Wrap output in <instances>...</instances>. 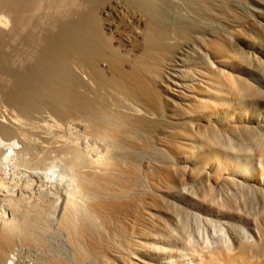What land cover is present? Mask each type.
Returning a JSON list of instances; mask_svg holds the SVG:
<instances>
[{
	"label": "bare ground",
	"instance_id": "1",
	"mask_svg": "<svg viewBox=\"0 0 264 264\" xmlns=\"http://www.w3.org/2000/svg\"><path fill=\"white\" fill-rule=\"evenodd\" d=\"M41 1L42 0H0V95L3 101H9L20 110L28 111L31 107L38 104L39 100L40 102L41 100H45L59 115H80L86 117L88 120L87 127L94 133V136H97H95L97 139L99 138V140H113L115 141L114 143L118 142L124 144V146H127L133 152L139 151V153L142 151H148L149 153V150L151 151V145L153 143L156 145L155 141H157L159 145L169 148L175 154H183L184 152L183 156L186 163L193 159V154L196 152L193 153L192 150L194 149L192 148L197 147L199 143L196 145V142L201 140L203 141L200 143L203 144V151L200 145L199 148H201L200 150L202 152L198 154V156H194L196 160L190 163L192 166L188 167L190 168V173L186 175L185 173H187V170L183 172L184 176L186 175L188 177L187 179L197 178L196 182L199 180L197 186L203 182L205 183V187L206 185L208 186L207 189L216 187V189H212L213 191H216L217 186L221 184L223 186L225 184L226 187H228L227 184L232 183L231 186L234 184V186L237 185L238 188L246 186L247 191H249L248 187L251 191L256 190L259 195L260 193H264V122L252 119L250 115L251 106L262 103L259 85L257 84L258 87L255 86V84L251 82V78L252 76L256 77V75L264 69L263 62L261 61L262 58L252 57L254 59H251L246 57L247 55L245 56L242 54V48H239V50L242 49L241 52L237 50L239 44L257 47L259 49V52L257 51L258 54L264 57V27L259 25L251 26V28L256 31L257 37L263 42L261 43V41L253 40L254 37H250V32L246 30L248 26L242 23L237 15L232 13L233 11H230V0H180V2L184 3L182 13L185 14L188 12V14H191L187 16H194L193 19L191 17L189 18L193 20L192 23H189L191 20L186 17V14L185 16L183 15V20L181 21L189 20L187 26H183V22L182 24H175V20L172 21L170 19V21V17L167 18L168 16L166 17V15H164L163 0H84L83 4L85 5L79 3V0V2L77 0H55V14H50L53 18L52 22H49L50 24L47 25V28H44L46 31H44L41 36L36 34L30 35L26 32V28L29 24H39L38 13ZM73 5L76 6L74 9ZM68 6L70 8L71 6L73 7L71 10L67 11ZM260 19H263V17ZM205 20H211V22L213 21L214 25L216 24L217 26L221 25L222 27V25H224L225 27H230L232 31L229 30V33L226 35L220 33V36H217L216 34V37L213 36V39L211 38L210 40L207 38L206 41H201L204 37L201 38L202 36L199 37L200 35L198 36L195 34L199 37V40L197 39L198 37L195 39H197L203 49L207 51H204V54L206 53L207 55H205L207 58L204 56L206 60H204V62H210V60L207 61L208 55H210L213 60L210 63H213L215 66L209 64L212 68L205 69L206 71L202 72L199 69L201 73L197 74L198 77L192 75L184 77L181 79L182 85L178 82V85L174 83L175 89H173L172 86L170 87L169 85L171 84L170 82L175 81H170L169 76H171V72L177 68L174 62H177L175 58L177 57L176 54L178 49H180L178 48V42L180 40V42L189 43L195 40H193V36L195 37V35L191 33V36L189 31H187V29L190 30V28H192L191 30L197 28L196 30L200 31V34L206 35V33H204L206 30ZM209 21H207L206 24L209 23ZM185 23L186 22H184V24ZM261 24L263 25L264 23ZM211 26L212 25H210V27ZM207 27L209 28L208 24ZM209 36H211L210 33ZM28 42L39 43L38 46L40 45L41 47L40 53L38 51L40 84L35 90L31 91L29 90L30 88H28L30 83L28 82L27 73L24 69L25 47ZM187 47H189V44ZM195 48L196 47L193 49ZM248 53L250 52H247V54ZM251 56L252 54L250 57ZM196 57L198 58L199 56ZM201 58L203 59V57ZM197 61H194V63ZM254 62H256L257 65L254 64ZM180 63L178 64L181 66ZM190 63H192V61ZM201 63L202 62H200V64L198 63L199 66ZM174 65L176 66L173 69ZM206 66L204 65L205 68ZM76 68L83 70V73L77 71ZM199 70L197 69V71ZM262 75H264V73ZM188 82L191 84L188 85ZM128 102L134 103L136 109L133 107L135 110L130 111V109L127 108ZM136 106L139 108L141 107L143 110H139ZM9 131L4 117L1 116L0 135H8ZM221 134L234 135V138L236 136V139H239L237 141L231 139L230 136L228 137L230 140H235L233 141L234 143L240 141L241 148H245L248 151L250 149V154L255 157L256 162L253 165L241 164L236 161L233 163L234 160L231 161L232 157L228 155L229 150H231L229 146V150L227 149L229 141L227 142L226 139L228 137L224 135V138L226 137L225 141L227 142L224 141V143H226V148H224L225 145L222 143L224 138L222 142L219 141V135L221 136ZM233 142H230V145H232L231 143ZM234 143L233 145L235 146ZM239 143H237V145ZM160 148L159 151L161 154L159 153V155L161 156L164 147L161 149L162 151ZM234 148L237 149L238 147ZM154 149L152 147V150ZM165 150L166 152L168 151L167 149ZM238 150L240 151L239 148ZM248 151L244 152L247 153V156ZM153 154L152 156H154ZM164 156L163 158L167 157ZM168 156H171L170 151ZM160 159L162 160V158ZM173 159H175V157L172 158V160ZM96 160V163L104 172L100 171L102 173L92 176L93 179H95V185L91 187H94L92 189V194L97 197L107 195L106 197L111 196V198L105 199L106 197L104 196L105 198L101 197L96 199V202L93 201L94 204L92 203V210L94 213L96 212L100 215L99 217H101V220L103 219L104 225L102 221L101 224L106 227L105 230L109 234H117L116 236L120 234L121 243L127 247V250L130 251L131 254L136 252L133 248V244L123 238L125 233L127 235L129 233L132 235L137 234V236L139 234L142 238H146L149 236V233L155 231L154 228L156 225L154 226V222L151 219L152 216L156 217L158 220L161 218L169 222L167 220L170 218L169 216L172 218L178 215L176 210L182 211V215H180V212L178 213L181 217H185L186 219V215L184 214H186V212L188 213L190 210L187 211L186 209L188 208L183 206V211L180 205V208L177 207L178 204L176 202L175 204H177V206L175 204H173L175 205L173 206L169 203L171 200H168V202L166 197L171 193L165 197L166 199L164 198L165 200H162L163 197L160 195L161 200H159L157 198L158 196L147 197L148 195L145 194V197L144 194H141L144 196L141 197L135 195V192V194L130 192V195H128L129 193L127 192H122L134 186L132 178L137 177L139 173L135 166L132 167L131 165L128 169L124 168L116 162H110L106 155ZM172 162L176 163L174 160ZM178 162L177 164H179ZM153 165L152 167H155V165ZM170 166L168 167L167 165V168L161 171L157 170L159 172H154V174L152 173L153 171L150 172L151 175L153 174V176H151L153 181L159 179H157V177L160 173L168 186L173 184L171 181L175 174L172 177V173H174L172 171L178 168L174 166L171 169ZM185 167L187 168V165ZM183 168L184 167L180 169L183 170ZM157 169L160 168L158 167ZM179 174L183 176L182 172H179ZM123 175L128 177L124 179L122 177ZM229 175L235 178H233V180L231 179V181ZM185 177L183 180L186 179ZM161 179L162 178L158 181H163ZM165 181L161 183L164 184ZM182 181H180L181 184ZM153 183L155 184V182ZM194 184H190L192 188L196 187ZM173 185L172 190L173 187H175V185ZM201 185L204 188V185ZM159 186L157 188L160 189ZM231 186L229 185L230 189L229 187L228 189L234 192ZM221 187L222 186H220V188ZM220 188L219 191H221ZM233 188L235 189V187ZM175 189L177 190V188H174V192ZM185 189L187 188L185 187ZM195 189L196 188L192 189L193 193L196 192V195L192 194L195 196L193 199L196 198V200H199V198H201L203 201L201 202L200 200V202L203 203L201 205L207 209L211 208L209 211L215 212L219 209L223 210L222 208H224L225 204L228 205L231 211H234L232 210L234 209L233 205L236 203L235 200H238H234V198H236L234 197L236 193L233 194V200L231 202L230 198L229 200L225 199L229 197L227 196L223 198V200L225 199L226 201L221 202L219 200L221 203L219 201H217L219 202L217 203L216 198H212L213 194H210L212 192L210 190H208L209 192H205L207 191L205 188V191L202 190L203 194L205 192L206 194L208 193V196L212 195L210 197L211 199L208 197V200H212V205L215 206L210 207L211 202L206 200L207 196L203 195L204 198L206 197L205 199L202 197L197 198L198 195H202H200V192L198 194ZM241 189H243V187H241L240 190L237 189V191L239 190L238 193L241 192ZM160 190L163 189L161 188ZM165 190L167 191L168 189H164L163 191ZM197 190L199 189L197 188ZM244 190L245 189H243L242 192ZM224 191L225 189L221 192ZM255 196H257V193H255ZM121 197L128 198L126 200H121ZM260 198L264 199V195L263 197L257 198V201ZM203 199L208 203L204 202ZM67 200L68 201H65L66 206H64L65 208L61 220L58 222H60L61 229L68 233L67 236L70 235V239L74 244L73 247H75L74 250L76 251L77 263H87L89 260L88 257L94 255V257L100 258L107 257V259L110 260L109 264H119L121 260V256L118 255L120 254L118 250L119 247L116 248L112 242L106 239L104 234L99 232V227H97L95 223V225L93 224L92 219L89 218L90 222L87 219L88 223L85 222L84 225L81 223L83 226L80 228L81 232H79V236L81 233L82 240H80L83 244L73 237L76 227L74 226L75 224L71 214V204L73 205V202L71 203L72 199ZM232 202L235 203L233 204ZM204 204H210V206ZM263 205L262 207L264 209ZM260 214H258V218H260ZM128 220H130V223L127 222ZM184 220L182 221L183 230L184 224L188 227V224H186L187 220H185V223ZM258 222L259 224L261 223V225H258L260 226V229L258 228L259 231L256 230L258 236L260 234L259 241L256 239V243H250L253 241L248 239V241H246L245 237L243 239L242 235L240 236L239 233H243L244 231L238 233L236 229L237 226L231 227L234 226V224H231L232 222L228 223L227 221L226 224H229L228 226L231 227H227L228 229H236L232 230L233 232L235 231V235L233 234V237H231L233 238L231 240V245L227 247L223 246L222 248L218 247L217 250L214 248L215 250L205 251V253L203 248V252H200L201 256L199 255L200 259L202 258V264H264V221ZM13 223L14 222L8 221L5 222V224L2 223L3 225L0 227V264H6L8 251H10L9 249L17 238V225L15 227ZM158 227L156 228L158 229ZM237 228L239 229V227ZM240 230L241 228L239 231ZM232 231H229L231 236ZM75 235H77V233ZM79 236L78 238H80ZM245 236L247 237V233ZM62 237L60 238L62 239ZM29 238L30 237H28V239ZM54 244H56V242ZM190 244L192 243H189L188 247L191 248ZM185 246L186 245H184L183 250L187 253L188 257L189 253L187 250L189 248ZM192 246L195 248L192 247L194 252L198 253V248L194 245ZM66 248L67 247H65V249ZM54 250H56V247ZM56 253L57 252H55V255ZM70 257L71 256H69V258ZM64 258L67 257L64 256ZM47 259L49 260V258ZM150 261L153 260L151 259Z\"/></svg>",
	"mask_w": 264,
	"mask_h": 264
},
{
	"label": "rangeland",
	"instance_id": "2",
	"mask_svg": "<svg viewBox=\"0 0 264 264\" xmlns=\"http://www.w3.org/2000/svg\"><path fill=\"white\" fill-rule=\"evenodd\" d=\"M79 1H78L79 3L83 4L84 0H79ZM163 1H164L163 2V6H164L163 7V13H164V15H166V17L168 16L167 18L170 17L169 20L170 19L172 21L175 20V24H182V22H183V24H182L183 26H187L189 20H191V21H189V23L190 22L192 23V21H193L192 19L194 18V16L193 15H192L193 17L191 15L187 16V15L191 14V13L188 14V12L185 13L186 17L188 19L191 17L192 19L188 20V19H186V17H184L188 21H185V20L181 21V20H183V15L185 16V14L182 13L183 9H184V3L183 2H180V0H163ZM255 1L256 0H230V7L231 8H229V9L231 12L233 11L232 12L233 14L237 15V17L240 19V21L242 23H245L248 26V29H246V30L250 32L249 33L250 37H254L253 40H258V41H261V43H262L263 41L257 37L256 31L254 29H252L251 26H258L259 25L261 27H264V24L263 25L261 24V23H264V0H257L256 2ZM54 2H55V0H42L41 1L39 13H38V23L39 24H29L26 28V32L28 34H30V35L36 34L38 36L39 35L41 36V34L44 31H46L45 29L47 28V25H49L52 22L53 17L51 15L55 14L54 13V11H55V7H54L55 3ZM83 5H85V4H83ZM73 6H71V8L68 6L67 11L71 10ZM75 7L76 6H74L73 9ZM180 7L181 8L183 7V8L181 9ZM184 12H186V11H184ZM261 13H263V14H261ZM259 15H260V17H259ZM50 17H51V19H50ZM262 17H263V19H260ZM49 19H50V21H49ZM177 20L178 21L180 20V21L178 22ZM207 21H209V20H207ZM207 21L205 20V22H204L205 26H206L205 27L206 30L204 31V33H206V35L202 34V33L200 34V31L196 30L197 28L196 29L193 28V30H191L192 28H190V30L187 29V31H189L190 34L192 33L194 35L195 34L198 36L200 35L199 37L202 36L201 38L204 37L205 39L204 38L202 40L200 39L201 41H203V40L206 41L207 38H208V40H210L211 38L213 39V36L216 37V34H217V36L220 33L226 35L229 33V30L232 31V29L230 27H225L224 25H222V27H221V25H218V26L216 24L214 25L213 21L211 22V20L209 21V23L211 22L210 24L207 23L209 25V28H208L207 24H206ZM259 21H261V22H259ZM184 22H186L187 24L186 23L184 24ZM172 23H174V22H172ZM210 25H212V26L210 27ZM215 26H217V27H215ZM213 28H214V30H213ZM251 29H252V31H251ZM195 30L198 31L199 34H198V32L195 33L196 32ZM222 32H224V33H222ZM251 32H253V33H251ZM209 33L211 36H209ZM192 34H191V36H192ZM196 35H195V37L193 36V40L196 37H198ZM199 37L197 38L198 40H199ZM217 38H219V37H217ZM197 39H195L194 41H191L189 43L183 42V41L180 42V40L178 42L179 43L178 48H180V49H178V51H180V52L177 51V54H176L177 57L175 58V60L177 62H174V64H176L177 66L174 65L173 69L175 68V66L177 68L175 70H173L171 72V76H169L170 81H173V80L175 81V82H170L172 85L169 83L170 84L169 86L170 87L172 86L173 89H175L174 83H176L177 85H178V83L181 84V79H183L184 77L190 76V75L198 77V75H197L198 73H201L202 71H206L207 69L212 68V66L210 67V65H209V64H211L210 62L213 61L211 56L208 55V59H207V61L210 60V62H207V63L204 62V60H205L204 58L207 55H206V53L204 54L205 50L199 44V41H197ZM174 41H175V39H174ZM192 42H193V44H192ZM233 42H235V41H233ZM38 44L39 43L28 42L26 44V47H25V55H24L25 56V66H24V69H25V72L27 73L28 82L30 83V85L32 84L31 86L28 85V88H30L29 89L30 91L35 90V88L38 87V85L40 84V78H39L40 76H39V71H38L39 70L38 57H39L41 47H40V45L38 46ZM186 44H187V46L189 44V47H187ZM232 45H233V43H232ZM191 46H192V49L194 47H196L199 51L196 48L192 50ZM199 47H200V49H199ZM201 48H202V53H201ZM237 48H238L237 50H239V48H242L243 51H242V49H240L239 51L240 52L242 51V54L245 56L247 55L246 57H248V58H251V59H254L255 57H258L260 59L262 58L261 61L263 62V68H264V57L261 56L260 54H258L259 49L257 47L244 46L242 44H239L237 46ZM38 51H39V53H38ZM205 52H207V51H205ZM247 52H250V53L247 54ZM252 52H254V53H252ZM202 54H204V55H202ZM249 54L250 55L252 54V56L250 57ZM200 55H202V56H200ZM196 56H199L200 58L199 57L197 58ZM201 57H203V59ZM209 57H210V59H209ZM252 57H254V58H252ZM191 61H192V63H190ZM194 61H197V62L194 63ZM200 62H202L203 64L201 63V65L199 66ZM178 63H180L181 66ZM205 63L207 64V66ZM254 64L257 65L256 62H254ZM204 65L206 66V68L204 67ZM211 65L215 66L213 63ZM199 67H204V68H199ZM76 69H77V71H80V73H83V70H81L82 68L81 69L76 68ZM178 69L180 72L178 71ZM197 69L198 70L200 69L201 72H200V70L197 71ZM263 70L264 69H262V71L259 72V74H257L256 77L252 76V78H251L252 79L251 82L254 83L255 86L258 87V85H259L262 103H260L259 105H256V106L252 105L250 115L252 116V119L259 120L261 122H264V77H263L264 75H262L264 73ZM261 81H263V82H261ZM187 84L189 85L191 83L188 82ZM128 103L129 104H128L127 108L130 109V111L136 109L134 107L135 106L134 103H131V102H128ZM34 106L31 107L28 111H23V110H20L19 108H17V106L10 103L9 101H3V98L0 95V117L1 116L4 117V120H5L7 126L10 130L8 135L7 134L6 135H0V227H1V225L5 224V222H8V221L14 222L13 224L15 225V227L17 225L16 229L18 232L17 238H16L14 244L9 249L11 252L8 251V259L6 261V264H34V263L35 264H39V263L40 264H44V263L45 264H47V263H49V264L50 263L51 264H79V263H77L78 260H77L76 253H75L76 251L74 250L75 247H73L74 244L72 243V240L70 239V235L67 236L68 233H66L65 230L61 229L60 222H58L61 220L62 214L64 212L63 210L65 208L64 206H66L65 201H68L67 199H72L71 203L73 202V205L71 204V214H72V217L74 220V224H75L74 226H76L74 229L73 237H75V239L79 240L82 243L81 233L79 236V232H81L80 228L85 224V222L88 223V220L90 222V219H92L93 224L95 223L97 225V227H99L98 228L99 232L104 234L106 239H108L109 242H112L113 245L116 246V248L119 247L118 250H119L120 254H118V255L121 256V260H120L119 264H125V263L126 264H184V261H185V264H200V263L202 264V262H201L202 258L200 259V256H201L200 252H203V248H204V253H205V251L207 252V251H212L215 249L217 250L218 247L222 248L223 246H225V247L230 246L232 243L231 240L233 239L231 237H233V234L235 235V231L233 232L232 230H236V229L238 230L237 231L238 233L244 231L243 233H239V234H240V236L242 235L243 239L245 237L246 241H248V240L253 241L250 243H254V242L256 243L257 240L259 241L260 234L258 236V233L256 232V230L259 231L260 226H258V225H261V223L259 224L258 221H260V222L264 221L263 220V217H264L263 210L264 209L262 207V205L264 204L263 203L264 199L260 198L261 201H260V199H258V201H257V198H259L261 196L263 197L264 193H262L263 194L262 195L259 192L261 195L260 196L258 194V191H256V190H254L255 192L251 191V189L248 187V189L250 191L249 192V191H247L246 186H245L246 187L245 188L244 186L240 185L246 191L244 190L242 192L243 189H241V192H239L240 193L239 194L238 191L240 190L241 187L238 188V186L237 185L234 186V184L231 186L232 183L227 184V186L229 187V185H230L231 189L234 192L229 190L230 187L228 189V187H226L225 184H224V186L226 188L222 184L220 185V186H222L221 188H220V186H217V190H218V192H217V190L213 191L214 189H216V187L212 188L213 190L209 189V188L207 189L208 186L206 185V187H205V185H204L205 183H203V182L202 183L200 182V183L204 185V188L201 184H199V186H197L198 185L197 183H199V180H198V182H196L197 178L187 179L188 177L186 175L190 173V170H189L190 168H188V167L192 166V164H190V163L195 161L196 159H194V156H198V154H200L204 149V148H202L203 144H200L203 141L199 140L198 142H196V145L198 143L199 144L197 145V147L192 148V149H194V150H192V152L193 153L196 152V153L195 154L192 153L193 159L189 160L188 163H186L185 158L183 156L184 152H183V154L182 153L175 154L169 148L162 146V145H159V143L155 140H153V141H155L156 145H154L153 142H152L153 144L151 145V151L154 154L150 150H149V153H148V151H145V152L142 151L140 153H139V151L133 152L127 146H124V144H121L118 142L114 143L115 141H113V140L102 141V140H99V138L97 139L96 138L97 136L95 135L96 136L95 137L94 133H92L89 130V128L87 127L88 120L84 116H80V115H77V116L76 115H63L62 116V115H59L56 112V110H54V108L50 104L46 103L45 100L44 101L41 100V102L39 100L38 104H36ZM133 107L135 109H133ZM136 107H138V106H136ZM139 110H143V109L140 107ZM75 124H77V125H75ZM224 135L226 136L227 134H221V136L219 135V139H220L219 141L220 142H222ZM228 136H230V134L227 135V137ZM231 136H230L231 139H235L236 141L239 140V139H236L237 138L236 136H235V138H234V135H231ZM230 138L229 137L227 139H226V137L224 138V140L222 142L223 145H225L224 148H226V143L229 141V145L227 144V147L229 146L231 150H233L234 147H238L240 149V151L242 150L240 152L238 150V148L237 149L234 148V150L231 151V150H229V147H228L227 148L229 150L228 155L230 157H232L231 161L234 160L233 163H235V161H236L237 163H241V164L253 165L256 162V160H255V157L252 154H250L251 150L249 149V151H248L245 148H241V146H240L241 144L239 143L240 141L237 142V143H239L237 145L236 142L235 143L233 142L235 140H230ZM225 139L227 140V142L225 141ZM224 141L226 143H224ZM230 142H233L235 144V146L233 145V143H231L233 145V147H232V145H230ZM200 145H201L202 149L199 148ZM104 147H105V149H104ZM152 147H153V149L155 147V149L152 150ZM125 148L127 149V151ZM159 148H160V150L163 148L162 149L163 151L161 150L162 151L161 156L159 155V153L161 154V152L159 151ZM165 149H167L168 151L166 152ZM169 151H170L171 156H168ZM197 151H198V153H197ZM247 151H248V156H247V153H244ZM127 152H129V153H127ZM152 154L154 156H152ZM155 154L159 157V159L162 158V160L161 159L159 160ZM105 155L107 156V158L109 159L110 162H113V163L116 162L124 168L128 169V167L130 168L132 165V167L135 166L138 169V172H139L138 176L132 178L134 186L132 188L125 189L124 191H122L123 193L127 192V193H129L128 195H130V192L133 194L136 193L135 195H139L141 197L143 196L141 194H144V195L146 194V195H148L147 197H152V196L157 197L158 196L157 198L159 200H161V197H163L162 200H165L167 198L166 199L167 201L171 200L170 202L169 201L168 202L171 203L172 205L175 204V202H176L178 204V206H177V204H175V205L177 207H179V205H180L182 210L184 209L183 206H185V208L186 207L188 208V209H186L187 211L190 210V211H188L189 214L187 212H186V214H184V212H183V214L186 215V219H185V217L183 218L180 216V215H182V211L180 212V211L176 210L178 215H179L178 212H180V215L179 216L175 215V217H172V218H171V216H169L170 218L167 219L169 222H167L166 220L164 221L161 218H160V220H158L156 217H153V216L151 217L152 221L154 222V226L155 225L156 226L154 228L155 231L149 233L150 237L148 236L146 238H142L139 234L137 236V234L132 235L130 233L128 234L129 235L128 236L125 233L123 238H125L127 241H129L133 244V248L136 252V253L131 254V252L127 250V247H125L124 244L121 243V239L119 237L120 234L118 233L119 234L118 236H116L117 234L116 235L109 234L105 230L106 227L103 226L104 225V222L102 221L103 219L101 220V217H99L100 215L96 212L94 213V211L92 210V205L94 204L93 201H95L98 198H101V197L103 198L104 196L105 197L107 196V195L100 196V197L99 196L97 197L96 195L94 196V194H92V191H93L92 189L94 187L91 188L92 186L95 185V179H93L92 176L98 175L99 173H102L100 171H103V169H101V167L98 166V164L96 163L97 162L96 159L104 157ZM148 155H150V156H148ZM164 155H166L167 157ZM163 156L166 158H163ZM155 157H156V159H155ZM174 157H175V159H173V160L176 161V163L172 162L173 161L172 158H174ZM167 159H169V160L171 159L172 161L171 160L169 161ZM170 162H171V164H170ZM177 162L181 165L177 164ZM153 164L155 165V167H152ZM167 165H168V167L171 165L170 166L171 169L174 166H175V168H178L177 170L175 169V171H172V172H174V173H172V177L175 174L174 177L172 178V181H171L175 185V187H173V190H172L173 184L168 186V184H166V181L163 178V176L161 177L160 173H159L160 175L158 174L157 179L162 178L161 180L165 181L164 182L165 185L163 183H161L163 181L159 182L160 181L159 179H158L159 181L156 180L159 183L163 184V185H161L158 182H156L155 180L153 181V179L151 177V176H153L154 172H159L162 169L167 168ZM186 165H187L188 169L185 167ZM158 167L160 169H157ZM179 167L180 168L184 167V168H183V170H181ZM157 170H159V171H157ZM184 170H185V172L187 170V173H185L186 177L184 176V173H183ZM150 172H152L153 174L151 175ZM179 172L180 173L182 172L183 176L186 178V179H184L185 181L183 180L184 177L181 174H179ZM178 176H179V178H178ZM122 177L125 179L128 176L123 175ZM181 177H183V178H181ZM233 178H235V177L230 176V180L231 179L233 180ZM173 179H175V180H173ZM178 180H179V182H178ZM152 181L155 182V184ZM180 181H182V184L180 183ZM188 182H189V184H188ZM194 183H196V184H194ZM177 184H178L179 188L177 187ZM180 184H181V186H180ZM190 184H192V185L194 184L196 187L192 188ZM206 184H208V183H206ZM155 185H157V186H155ZM159 185H161V186H159ZM185 185H188V186H185ZM158 186L160 187V189L162 188L163 190L164 189H168V190L167 191L166 190L165 191L160 190L159 188H157ZM236 186H237V189H239L238 191L236 189ZM185 187L187 189H185ZM218 187L220 188L221 191H223L224 189H225V191L224 192L219 191ZM233 187H235V189ZM156 188L159 190H157ZM174 188H177V190L175 189V192H174ZM191 188L192 189L196 188L195 191H197L198 194L200 192V195H202V196H199L197 194L198 195V197L196 196L197 198H199V197L204 198V196H207L206 200L208 202L212 201V200H210V201L208 200V197H209V199H211L210 197L212 195L208 196L207 195L208 193L207 194L205 193V192H209L208 190H210L212 192L210 194H213L212 198L215 197L216 202L219 200L221 202L226 201L225 199L229 200V198L231 199L230 200V202H231L233 200L232 199L233 194L236 193L234 195V197H236V198H234V200L235 199H238V200H235L236 203L232 202L233 204L235 203L233 205L234 209H232L234 211H231V209L228 208L227 204L224 205V208H222L223 210H221V209L216 210V211L214 210L215 212L209 211V209H211V208L207 209L201 205V204H203V203H201V202H203L201 200V198H199V200L198 199L196 200V198L193 199L195 197L193 195L196 192L194 191L195 193H193L192 192L193 190ZM197 188L199 190H197ZM205 188L207 189V191H205ZM202 190L205 191L204 194H203ZM159 191H162V192H159ZM171 191H173L174 193ZM229 191H231V192H229ZM151 192H152V194H151ZM107 193H110V192H107ZM149 193H150V195H149ZM154 193H155V195H154ZM186 193H187V195H186ZM242 193H244V194H242ZM255 193H257V196H255ZM168 194H170V195H168ZM128 195H126V196H128ZM146 195H145V197H146ZM160 195H161V197H160ZM131 196H133V195H131ZM227 196H229V197L225 198ZM230 196H232V197H230ZM110 198H111V196H108L105 199H110ZM124 198L125 197H121L120 199L121 200L127 199V198H125V199ZM223 198H225V199L223 200ZM200 200H201V202H200ZM206 200H204V202H206ZM172 202H174V203H172ZM208 202H206V203H208ZM219 202H217V203H219ZM62 203H63V205H62ZM260 203H261V206H260ZM210 204H211V206H210ZM210 204H207V205H209L210 207H215L212 205V202ZM175 205H173V206H175ZM204 205H206V204H204ZM225 206H226V208H225ZM248 206H250V207H248ZM243 207H244V209H243ZM75 208H76V210H75ZM78 208H79V210H78ZM72 209L75 211H73ZM179 210H181V209H179ZM192 212H193V214H192ZM259 212L262 214H260ZM173 213L176 214L175 212H173ZM257 213L261 215V216L259 215L260 218H258ZM187 215H189V216H187ZM179 217H181V218H179ZM187 217H188V219H187ZM47 219H48V221H47ZM148 219H149V217H148ZM154 219H157V220H154ZM184 219L187 220L186 224H188V227H187V225L184 224V230H183V222L182 221ZM85 220H87V221H85ZM185 220H184V223H185ZM101 221L103 222V225L101 224ZM129 221L130 220H128L127 222L130 223ZM227 221H228V223L232 222L231 224H234V226H231V227L237 226V227H239V229L241 228L242 231L241 230L239 231V229L237 227H236V229H232V230L228 229L231 227L228 226L229 224H226ZM48 224H50V225H48ZM47 225H48V228H47ZM158 225H159V227H158ZM77 226H78V228H77ZM156 227H158L159 230ZM179 227H180V229H179ZM36 228L39 230H37ZM29 229H30V231H29ZM228 230L232 231V236ZM53 232H54V234H53ZM59 232H60V234H59ZM63 232H64V234H63ZM245 232L247 233V237L245 236V234H246ZM76 233H77V235H75ZM49 235H51V236H49ZM27 236L30 238L28 239ZM56 236H58L59 238ZM62 236H64V237H62ZM78 236L80 238H78ZM53 237H54V239H53ZM60 237H62V239ZM56 239L58 242L56 241ZM157 239H158V241H157ZM60 241H61V243H60ZM63 241H64V243H63ZM183 241H185V242H183ZM55 242H56V244H54ZM66 242H67V244H66ZM189 243H192V244H190L191 248L188 247ZM182 244L186 245L189 248L187 250V252L189 253V255L191 254L190 256L188 255V257H187V253L184 252V250H183L184 245H182ZM118 245H120V246H118ZM192 245H194L196 248H198L197 250H198L199 254L197 252L196 253L194 252L195 248ZM64 246L67 248L65 249ZM121 246H123V247H121ZM55 247H56V250H54ZM60 247H62V248H60ZM60 251H61V253H60ZM55 252H57L56 253L57 257L55 255ZM51 255H52V257H51ZM64 256L67 257L68 259L64 258ZM69 256H71V257L69 258ZM150 256H152V257H150ZM75 257H76V259H75ZM166 257H168V258H166ZM47 258H49V260ZM88 258H89V260L87 261V263H81V264H91V263L92 264H94V263L95 264H107V263L109 264V261H110L109 259H107V257L106 258H100V257H96V256L94 257V255L89 256ZM151 259L153 261H150ZM68 260H70V261H68ZM29 262H31V263H29Z\"/></svg>",
	"mask_w": 264,
	"mask_h": 264
}]
</instances>
